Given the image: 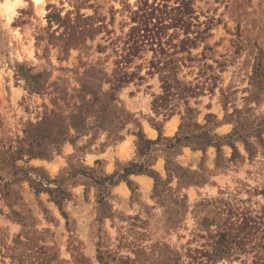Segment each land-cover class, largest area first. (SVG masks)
I'll return each instance as SVG.
<instances>
[{"label":"rangeland","instance_id":"obj_1","mask_svg":"<svg viewBox=\"0 0 264 264\" xmlns=\"http://www.w3.org/2000/svg\"><path fill=\"white\" fill-rule=\"evenodd\" d=\"M139 4L0 0V264H264V0H192L204 38L176 76L203 89L172 99L169 117L153 108L150 51L129 67L143 79L109 82ZM193 122L236 126L246 143L218 153L160 139L148 152L157 188L145 173L128 175L131 188L94 183L142 161L139 138L198 132ZM28 178L60 182V203Z\"/></svg>","mask_w":264,"mask_h":264},{"label":"trees","instance_id":"obj_2","mask_svg":"<svg viewBox=\"0 0 264 264\" xmlns=\"http://www.w3.org/2000/svg\"><path fill=\"white\" fill-rule=\"evenodd\" d=\"M163 3L149 4L148 0H140V4L135 10L130 11V21L132 25L128 31L124 33L121 38L122 45L119 49H115L117 58L114 60V69L111 74L109 82L112 83V90L118 89L121 85L131 81L135 76L137 79H143L141 75L134 71H129L131 63L136 58H141L142 53L150 51V59L146 62V74L158 76L162 93L154 97L153 108H165L167 111L164 116L169 117L170 101L172 99H186L190 96H195L203 89L201 86L191 85V83L184 82L176 76V70L179 67V62L183 60H191V50L197 48L198 43L204 38L203 31L199 29H192L194 26L192 20L194 19V9L192 7V0H174V5H169L170 0H162ZM173 29V32H169ZM181 31L182 37H180ZM115 42V41H113ZM186 53L185 56L179 55ZM139 65H137L138 67ZM212 88V87H210ZM189 121V120H188ZM186 122V121H185ZM180 124L179 130L183 126L188 125L186 122ZM194 127L200 129L198 132L190 131L184 136L176 134L171 138L161 136L159 132L156 140L138 139L137 151L142 157V161L130 163L127 167L121 170V173L114 172L111 175H102L94 177L95 184L100 186V189L106 188L108 185H114L118 181L124 180L131 188V181L128 175L135 173H145L154 179V189L157 188L161 178L158 173L153 170L151 166V156L149 155V145L157 143L160 139L169 141L166 149L170 150L179 144L191 146L192 149L204 150L205 147L212 145L216 147L217 152H220L222 144H228L233 151H236L234 141L242 139L245 143V136L240 134V130L234 126L233 130L227 135H217L213 132V128L202 130V127L195 122L192 123ZM159 130V128H157ZM145 144V145H144ZM169 160L166 159V169L169 170ZM177 167L176 165H172ZM92 177V176H91ZM116 177V179H114ZM33 185L34 180L28 178ZM36 185V187H35ZM37 191L48 192L56 203H60L63 198V191L61 183L52 189L48 187H40V182L33 185ZM61 198V199H60ZM104 196L100 197L103 200ZM227 230L217 231L216 236L218 240L214 241V248L221 249V238L227 235ZM229 236V234H228ZM230 240H226L223 245L224 249H230ZM225 246H227L225 248ZM103 254V253H102ZM217 254V253H216ZM218 255V254H217ZM219 257L222 254L219 253ZM100 264H109L107 259L100 257Z\"/></svg>","mask_w":264,"mask_h":264},{"label":"bare ground","instance_id":"obj_3","mask_svg":"<svg viewBox=\"0 0 264 264\" xmlns=\"http://www.w3.org/2000/svg\"><path fill=\"white\" fill-rule=\"evenodd\" d=\"M35 1H39V0H35ZM172 128V127H171ZM169 130V129H168ZM170 131V130H169Z\"/></svg>","mask_w":264,"mask_h":264}]
</instances>
